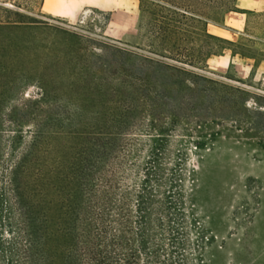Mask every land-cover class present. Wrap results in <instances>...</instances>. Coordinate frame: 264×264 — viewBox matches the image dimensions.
I'll list each match as a JSON object with an SVG mask.
<instances>
[{
    "label": "rangeland",
    "instance_id": "obj_1",
    "mask_svg": "<svg viewBox=\"0 0 264 264\" xmlns=\"http://www.w3.org/2000/svg\"><path fill=\"white\" fill-rule=\"evenodd\" d=\"M171 2L195 9L225 4ZM141 3L0 0V219L14 224L9 175L45 115L94 125L106 114V127H117L124 100H115L111 90L118 82L96 79L107 96L94 95L97 86L86 74L107 70L113 49L125 50L217 84L184 93L175 84L183 77L173 74L165 95L138 98L111 152V162L117 163L114 156L122 161L123 183L145 187L155 200L170 196L171 224L183 234L189 264H200V255L204 264H264V12L242 17L243 35L225 39L234 44L212 41L211 50L221 55L200 69L138 47L147 44L139 34ZM230 55L237 56L229 65ZM166 78L162 73L159 81ZM1 236L9 239L6 224Z\"/></svg>",
    "mask_w": 264,
    "mask_h": 264
},
{
    "label": "trees",
    "instance_id": "obj_2",
    "mask_svg": "<svg viewBox=\"0 0 264 264\" xmlns=\"http://www.w3.org/2000/svg\"><path fill=\"white\" fill-rule=\"evenodd\" d=\"M171 1L142 0L139 34L147 44L140 49L204 69L213 55H221L211 50L212 41L234 44L210 34L208 25L222 26L226 13L237 12L235 0L204 9ZM113 53L104 65L107 70L86 75L97 86L94 95L107 96L96 79L105 81L107 75L118 82L111 91L115 100H124L125 112L115 121L117 132L97 131L99 126L114 130L106 127V114L94 125L60 115H45L35 125L31 144L9 175L15 221L0 219V229L6 224L9 234V239L0 237V264H189L183 234L171 224L170 196L164 193L163 201L155 200L145 187L124 184L122 161L114 156L117 163L111 162V152L121 141L124 114L135 112L139 97L165 95L171 75L183 77L175 84L184 93L217 83L137 53L119 49ZM162 73L167 76L163 82ZM52 129L58 133L49 135ZM64 135L70 137L60 142ZM52 142L57 147L52 149Z\"/></svg>",
    "mask_w": 264,
    "mask_h": 264
},
{
    "label": "crops",
    "instance_id": "obj_3",
    "mask_svg": "<svg viewBox=\"0 0 264 264\" xmlns=\"http://www.w3.org/2000/svg\"><path fill=\"white\" fill-rule=\"evenodd\" d=\"M96 7H103L96 1ZM237 12H228L224 16V21L222 26L209 25V33L230 40L231 38H237L243 35L244 22L242 17H245L251 12H264V0H235L234 2ZM237 56V55H236ZM235 55H230L229 65L234 63L236 59ZM245 60V59H243ZM251 70L249 71V74Z\"/></svg>",
    "mask_w": 264,
    "mask_h": 264
}]
</instances>
